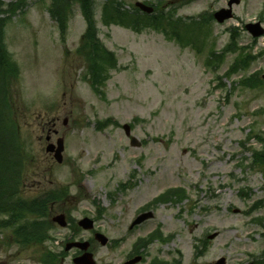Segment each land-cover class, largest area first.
Listing matches in <instances>:
<instances>
[{
	"label": "rangeland",
	"instance_id": "1",
	"mask_svg": "<svg viewBox=\"0 0 264 264\" xmlns=\"http://www.w3.org/2000/svg\"><path fill=\"white\" fill-rule=\"evenodd\" d=\"M15 1L0 3L6 9ZM93 1L98 37L118 62L103 95L84 80L86 64L77 51L86 23L78 5L70 11L63 39L49 13L51 0H27L22 12L1 15L7 19V49L20 70L10 83V102L28 174L26 195H37L36 189L61 192L65 186L69 193L53 208L43 245H22L7 229L0 235V259L8 251L13 264H42L46 252L58 255L68 243L83 240L90 242L97 264H124L137 241L160 230L159 238L131 257H140L137 264H216L221 259L264 264L258 259L264 255V171L251 168L254 151L263 150L251 135L264 136V85L245 89L231 83L242 76L263 78L264 38L254 46L257 59L249 70L232 81L221 83L216 76L228 70L236 54L228 55L217 73L206 60L211 50L220 53L229 43L233 26L240 30L241 46L253 44L245 25L259 21L264 0H241L232 20H212L205 42L196 47L169 41L160 32L103 23L104 4L121 2L133 13L135 0ZM228 1L163 0L157 10L168 18L174 12L197 21ZM55 119L65 141L62 164L45 151L47 129ZM109 119L118 124L99 130L97 124ZM123 125L131 126L139 147L131 146ZM173 189H183L184 197L162 202ZM148 209L154 216L130 229ZM60 213L74 225L54 224ZM85 217L96 221L93 231L78 227ZM96 231L107 237L105 246L94 239ZM78 252L55 257L53 264H74Z\"/></svg>",
	"mask_w": 264,
	"mask_h": 264
},
{
	"label": "trees",
	"instance_id": "2",
	"mask_svg": "<svg viewBox=\"0 0 264 264\" xmlns=\"http://www.w3.org/2000/svg\"><path fill=\"white\" fill-rule=\"evenodd\" d=\"M26 1L18 0L13 4H9L6 9H3V4L0 3V14L15 15L23 10ZM71 1L51 0V17L57 22L62 39L65 38ZM80 4L87 21V30L82 37L81 45L77 52L82 55L87 66L85 80L92 85L97 94L103 95L102 88L106 84L109 72L117 67V61L114 53L107 50L98 37L96 22L92 12V0H80ZM119 7L120 5L115 2H109L104 7L103 23L105 25L117 24L136 29V26L141 24L142 20L136 15L120 13ZM150 18L152 19L153 17ZM6 20V18L0 17V215L6 216L5 219L0 220V231L12 227L16 239L22 245H43L49 238L47 231L49 230L48 215L50 208L52 205L62 201L64 193H48L46 196L32 200L29 203L18 199L20 183L24 173L23 155L21 144L17 138V122L10 102V83L12 79L18 78L20 70L12 60L5 43L4 29ZM166 23L169 22L163 21L162 24H159L157 20H147L145 24L157 26L158 29L161 26V32L167 39L177 41L185 46L196 47V43L200 39L193 33L198 29L207 30V25L210 21L193 22L187 25L181 20L176 21L170 17V30L167 28ZM236 30L234 29L231 42L227 45L223 54L218 55L213 52L207 58V64L212 65L222 62L227 53L237 54L234 63L226 74L228 78L234 74L247 71L255 60L248 47L238 46L239 34ZM239 84L244 88H255L260 87L263 82L259 78L255 79L251 76L242 79ZM98 124L102 126L108 124L117 125L118 122L109 119ZM99 128L101 129V127ZM253 137L263 146L262 152L254 151L253 165L262 168L264 171V136L256 134ZM184 194L183 189L170 190V201L175 196L179 197V201L184 197ZM164 198L165 195L161 199L163 200ZM53 256L51 252H46L43 259L44 263L53 264L55 260V256ZM155 264L164 263L158 261Z\"/></svg>",
	"mask_w": 264,
	"mask_h": 264
},
{
	"label": "water",
	"instance_id": "3",
	"mask_svg": "<svg viewBox=\"0 0 264 264\" xmlns=\"http://www.w3.org/2000/svg\"><path fill=\"white\" fill-rule=\"evenodd\" d=\"M233 3H239V0H232L229 5L232 6ZM141 9H143L144 11L150 13L152 12V8H147L145 6L142 5H138ZM232 17V12L231 10H221L218 13L215 14V18L219 23H223L224 21L230 19ZM247 29L250 31V33L254 36V37H260L261 35H263L264 31L260 28V24H249L247 25ZM125 132L126 134L129 136L130 135V126L129 125H125L124 126ZM132 144L133 145H137V141L135 138H132ZM57 149H56V154L55 157L57 159V161L59 163L62 162L63 160V156H62V152L64 151V140L63 139H59L57 142ZM55 146L54 145H48L47 147V152H52L55 150ZM152 213H146L141 215L133 224H141L144 221L152 218ZM54 221L59 223L62 227L66 226V221H65V217L63 215H60L56 218H54ZM79 225L84 228L85 230H91L93 229V222L91 220H89L88 218L83 219ZM96 238L101 242L102 245H106L108 240L100 234L96 235ZM72 247H76L81 249L82 251H84V254L78 258H76L74 260V262L76 264H96V262L94 261L93 255L88 251L89 248V243L88 242H84V243H73V244H69L66 248V250L71 249ZM140 261V258H135L132 261L128 262L127 264H135L137 262ZM217 264H224V260L222 259L221 261H219Z\"/></svg>",
	"mask_w": 264,
	"mask_h": 264
},
{
	"label": "flooded vegetation",
	"instance_id": "4",
	"mask_svg": "<svg viewBox=\"0 0 264 264\" xmlns=\"http://www.w3.org/2000/svg\"><path fill=\"white\" fill-rule=\"evenodd\" d=\"M137 1L143 2L146 5L157 6L160 3V1H163V0H135V3ZM167 1L170 3V0H167ZM258 20H261V21L264 20V11H263V15H261V18H258ZM58 120L59 119L53 120V122L50 123L51 127L47 129V135L50 133L52 134L51 139H53L54 136L57 137L54 133H55V124ZM22 193H24V191H22ZM8 241H10V240H8ZM0 264H13V253L12 252L9 253L7 251L6 259H0Z\"/></svg>",
	"mask_w": 264,
	"mask_h": 264
}]
</instances>
